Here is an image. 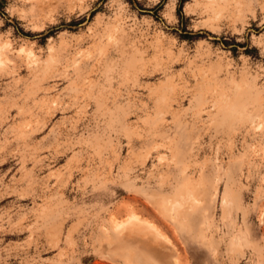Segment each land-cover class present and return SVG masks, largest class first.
Returning <instances> with one entry per match:
<instances>
[{
    "label": "rangeland",
    "instance_id": "obj_1",
    "mask_svg": "<svg viewBox=\"0 0 264 264\" xmlns=\"http://www.w3.org/2000/svg\"><path fill=\"white\" fill-rule=\"evenodd\" d=\"M57 7L73 14L68 0ZM124 31L111 44L93 40L47 57L0 42V264H264V137L245 132L264 121V106L249 107L244 95L246 87L264 93V62L245 54L235 62L240 75L231 84L216 81L210 98L201 73L212 65L178 71L181 57L175 49L165 57L170 44L158 28ZM23 35L7 39L27 43ZM241 38L264 52L261 29ZM120 132L143 135L145 151L158 148L142 186L127 168L113 177L107 167ZM162 167L167 186L157 187ZM111 179L139 198L126 197L113 211V223L127 219L111 249L85 248ZM213 192L227 201L221 212L215 201L190 203ZM94 252L115 255L89 259Z\"/></svg>",
    "mask_w": 264,
    "mask_h": 264
},
{
    "label": "clouds",
    "instance_id": "obj_2",
    "mask_svg": "<svg viewBox=\"0 0 264 264\" xmlns=\"http://www.w3.org/2000/svg\"><path fill=\"white\" fill-rule=\"evenodd\" d=\"M64 2L16 0L18 7L14 10L9 0H0V42L3 48L18 54L27 52L34 55L40 52L47 57L59 51L76 50V45L86 48L93 40L97 44H111L121 34L127 35L125 28L128 32H140L141 35L158 28L160 39L170 44L165 57L172 49H175L172 53L174 56L181 57L174 62L178 71L188 66H213L212 72L201 73V79L208 82L210 98L218 94L216 81L231 84L240 75V65L235 62H242L245 54L249 60L259 56L264 62V52H254L247 40L241 38L242 34L247 36L248 33H255L256 29L264 31V0H68L73 5V14L59 11L57 5ZM19 6H27V11L21 13ZM93 18L95 24L88 27ZM73 21L77 22L75 27L72 26ZM220 21L226 22L223 28L219 26ZM238 24L240 27H237ZM80 29L86 31L78 41L70 42L68 35ZM20 30L28 34L23 35V41L27 43L7 39V36ZM169 37L173 39L169 41ZM14 44L16 47H13ZM217 49L228 52L233 63H229L228 58ZM76 54L80 52L76 51ZM16 62L11 60L9 64L15 65ZM261 75L264 76V73ZM259 82L264 84V79H259ZM244 95L249 107L264 106V93H258L254 87H246ZM245 132L264 137V121H258ZM117 136L116 154L107 167L112 169L113 177L125 175L127 168L133 178H140L137 186H142L141 181L147 177L149 169L155 168L153 159L157 157L158 148L149 144L145 151L142 147L145 140L143 135L130 137L120 132ZM157 163L163 166L165 161L157 159ZM163 171L162 167L157 177V187L167 186ZM106 186L109 192L104 207L96 213L100 218L96 236L91 245L87 239H82L85 248L102 249L107 246L111 249L115 240L125 235L119 225L127 219V216L117 217L113 223V211L126 197L139 198L136 192L129 191L114 179L109 180ZM86 191L89 195L95 194L94 190ZM189 200L195 208H204L206 203L215 201L217 212H221L227 203L214 192L209 194L206 201L192 197ZM113 255L112 252H94L89 259L111 261Z\"/></svg>",
    "mask_w": 264,
    "mask_h": 264
}]
</instances>
